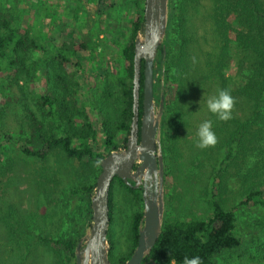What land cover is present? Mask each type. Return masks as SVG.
<instances>
[{
	"label": "trees",
	"instance_id": "16d2710c",
	"mask_svg": "<svg viewBox=\"0 0 264 264\" xmlns=\"http://www.w3.org/2000/svg\"><path fill=\"white\" fill-rule=\"evenodd\" d=\"M90 1L96 5L97 18L106 15L111 20L114 13L118 19L127 16L130 23L129 36L124 47L118 51V63H115L114 71H95L94 75L91 74L95 81L94 93L97 101L102 104L97 116L104 140L102 153L97 152L93 146L97 130L88 111L81 104L80 83L87 64L84 52L91 54L107 41L97 40L103 31L100 29L102 22L97 21V34L81 33L79 37L75 35L72 26L60 22L49 37L48 45H43L28 30H20L9 8L0 7V119L4 121L7 109L15 104L21 110L18 134L10 136V130H7L5 141L8 142L4 148H9V143L14 144L25 157L39 162H45L54 150L61 151L78 163V176L81 178L78 185L69 190V196L78 202L75 224L64 229L60 236L36 233L35 229H29L19 219L14 218L9 223L11 237L17 240L23 238L27 246H38L36 253L43 257L42 264L47 263L45 252L50 254L49 264H75L74 249L91 218L90 197L100 172V160L109 152L125 146L132 120L134 39L137 32L143 30L144 0ZM198 1L169 0L165 50L163 52L159 48L157 54L155 65L158 68H154V75L159 74L158 94L154 97L158 100L162 76L163 159L171 156L177 158L176 133L188 126L185 113L179 109L177 101L182 95L183 106L187 103L190 94H186L192 87L190 83L188 89L187 77L194 69L203 68L205 74L201 77L206 82H218L221 87L219 91L227 90L234 103L238 98L249 103V116L244 120L232 116L230 120L221 121L212 113L211 117L217 124L215 134L217 131L224 133L223 139L218 140L221 145L217 147H223L219 162L221 166H228L229 161L244 153L250 160H259V166L250 167L246 179L250 178L251 181L259 177L261 180L250 182L244 200L238 205L254 203L264 207V0H209L207 20H210L217 50L212 55L206 54L203 59L192 53L193 44L186 25V6L198 5ZM230 17L234 18L238 28L230 24ZM203 34L201 40L206 43V33ZM196 43H199L198 40ZM201 60H204L205 65L201 64ZM232 65L234 74L226 76ZM28 83L40 89L34 97L35 111L29 108L24 92L23 85ZM139 83L140 126L143 62ZM201 83L198 81V86ZM104 105L113 106L114 118L106 115ZM3 145L0 143V147ZM257 169L261 174L257 173ZM3 171H10L8 162ZM116 187L123 190L124 199L135 208L128 223L129 250L117 257L113 255L111 238L113 192ZM141 193V188H130L118 177H114L111 182L107 232L111 264L124 263L137 244L138 225L142 218ZM207 203L211 212L206 219L169 221L164 218L161 234L142 264H184L185 257H199L201 264H218L216 255L238 249L241 239L234 233L235 215L224 207L218 189L216 194L207 197ZM9 207L14 208L12 205ZM260 229L264 238V220L260 223ZM25 236L29 237V241L24 239ZM16 243L19 244L18 241ZM17 253V249L11 250V261L20 260V257H14Z\"/></svg>",
	"mask_w": 264,
	"mask_h": 264
},
{
	"label": "rangeland",
	"instance_id": "374dc122",
	"mask_svg": "<svg viewBox=\"0 0 264 264\" xmlns=\"http://www.w3.org/2000/svg\"><path fill=\"white\" fill-rule=\"evenodd\" d=\"M197 4L186 6L188 15L186 25L193 44L192 53L203 59L206 54L212 55L213 51L217 50L215 49L217 45L210 20H207L210 1L199 0ZM0 7L9 8L16 17L20 30H28L29 34L43 45H48L49 37L60 22L72 26L77 37L81 33L95 35L97 21L102 22L100 29L103 31L97 40L107 41H103L105 43L98 46L99 48L97 47L91 54L84 52L87 62L86 71L80 79L81 104L88 111L97 130V139L93 146L97 152L102 153L104 140L97 122L102 104L97 101L94 93L95 81L91 74L94 75L95 71L107 70L108 73L114 71L115 63H118V51L124 47L129 36L128 17L118 19L112 13L111 20H108L106 15L99 19L96 16V5L90 0H0ZM131 12L133 14V11ZM229 22L234 28H238L233 17L229 18ZM204 32L206 43L201 40ZM196 40L199 43H196ZM203 63L205 65L204 60H201V64ZM156 67L158 68V65H155ZM234 71L232 65L226 76L233 75ZM203 74H205L203 68L194 69L189 73L188 89L190 83L192 87L186 95L190 94V99L184 103V106L182 95L177 101L179 109L185 113L188 126L185 130L180 129L176 133L177 158L171 156L164 159V218L169 221L206 219L211 212L207 197L216 194L218 189L224 207L235 215L234 233L241 239V246L233 251L216 255L217 263L264 264V238L260 229V223L264 220V207L254 203L246 206L238 205L244 200L250 182L261 180L259 177L251 181L250 178L246 179L250 167L259 166V160H250L244 153L229 161L228 166L224 164L221 166L219 162L223 147H217L221 145L218 140L223 139L224 136L222 131L216 132L217 143L214 146L206 149L196 147V133L204 121L210 120L212 131L216 130L217 124L212 120L206 101L216 96L221 89L218 82H206L201 77ZM158 77L159 74L154 75V96L158 94ZM198 81L202 82L199 86ZM23 88L29 108L35 111L34 97L39 94V87L28 83L23 85ZM16 94L19 95L17 91ZM103 110L106 115L114 118L113 106L104 105ZM20 113L21 110L15 104L7 109L4 121L0 119V143H4L0 147V263L22 264L24 261V264H42L43 257L40 253H36L38 246L34 244L27 246L23 238L17 240L16 237H11L9 223L14 218L19 219L29 229H35L36 233L52 237L60 236L64 229L75 224L78 202L69 196V190L77 186L81 178L78 176V163L61 151L54 150L45 162H39L25 157L14 144L9 143V148H4L8 142L5 141L7 130H10V136L18 134ZM231 114L239 120L246 119L249 116V103L245 99L238 98ZM247 147H250V144H247ZM7 162L10 164V171L4 173L3 168ZM220 167H223L222 171ZM257 173L261 174L258 169ZM113 203L111 238L113 255L117 257L129 250L128 223L135 208L127 203L123 190L119 187L113 192ZM10 205L14 208L11 209ZM24 239L29 241L28 236ZM13 248L18 250L17 255L14 256L17 259L20 257L18 261L10 260L9 254ZM44 256L46 264H49L50 254L45 252Z\"/></svg>",
	"mask_w": 264,
	"mask_h": 264
},
{
	"label": "water",
	"instance_id": "95a60500",
	"mask_svg": "<svg viewBox=\"0 0 264 264\" xmlns=\"http://www.w3.org/2000/svg\"><path fill=\"white\" fill-rule=\"evenodd\" d=\"M169 18V0H144L143 30L134 39L132 120L124 147L100 160V172L90 197L91 218L74 249L75 264H111L109 260V189L114 177L128 187L141 188L142 218L138 239L122 264H142L159 238L164 222V159L162 154L163 77L158 100L154 97V68ZM143 62L142 116L139 120V88Z\"/></svg>",
	"mask_w": 264,
	"mask_h": 264
},
{
	"label": "clouds",
	"instance_id": "9594fccd",
	"mask_svg": "<svg viewBox=\"0 0 264 264\" xmlns=\"http://www.w3.org/2000/svg\"><path fill=\"white\" fill-rule=\"evenodd\" d=\"M233 104L234 100L227 90L219 91L216 96L211 97L206 101L208 111L221 121H227L232 118L231 110ZM196 135V147L200 149H206L217 143V138L212 131V122L210 120L204 121L199 126ZM184 264H201V261L199 257L191 259L185 257Z\"/></svg>",
	"mask_w": 264,
	"mask_h": 264
}]
</instances>
